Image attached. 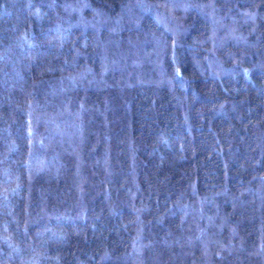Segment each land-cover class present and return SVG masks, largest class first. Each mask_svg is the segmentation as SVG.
<instances>
[{"label": "trees", "instance_id": "16d2710c", "mask_svg": "<svg viewBox=\"0 0 264 264\" xmlns=\"http://www.w3.org/2000/svg\"><path fill=\"white\" fill-rule=\"evenodd\" d=\"M165 3L0 0V264H264V0Z\"/></svg>", "mask_w": 264, "mask_h": 264}, {"label": "rangeland", "instance_id": "374dc122", "mask_svg": "<svg viewBox=\"0 0 264 264\" xmlns=\"http://www.w3.org/2000/svg\"><path fill=\"white\" fill-rule=\"evenodd\" d=\"M189 2H190V0H182L181 3H179L177 5L175 3H171L170 0H167V3L169 5L167 3H165L164 5L163 4L159 5V7L163 8V10L165 11V14L167 15L165 18H163V23L164 24L167 23L166 24V26H167L166 28L169 31H172L174 34H180L179 32H180V28H181L179 22L176 19V13L178 12V10H182L183 11V9H186V6H184V5H186L185 3H189ZM82 8H84L82 3H76V6L75 5L74 6L68 5L67 6V10L69 12H71L72 14L73 13L78 14L79 17H82V12H80V10L82 11ZM199 8L202 9V11L204 13H206L207 17L211 21L212 26H213V36H215V33L221 29L219 27V26H221V20L219 18H216V16L213 15L211 9L208 8L207 6H201ZM129 13H130V11H129ZM132 14H133V12L131 13V15ZM210 17H211V19H210ZM234 38L236 40V37H234ZM212 65H213V68L216 67L213 63H212ZM61 111H62V106H59L58 110H55L54 113L57 114V112H61ZM64 134L65 133L63 132V133L60 134V136H63ZM51 138L52 139L53 138H57V136L56 137L53 136ZM62 140L63 139H61V141H58V143H63L64 141H62Z\"/></svg>", "mask_w": 264, "mask_h": 264}]
</instances>
